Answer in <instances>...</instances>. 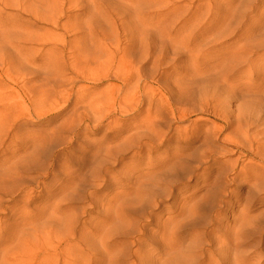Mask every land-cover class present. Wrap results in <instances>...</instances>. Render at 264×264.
<instances>
[{"label":"rangeland","instance_id":"rangeland-1","mask_svg":"<svg viewBox=\"0 0 264 264\" xmlns=\"http://www.w3.org/2000/svg\"><path fill=\"white\" fill-rule=\"evenodd\" d=\"M176 1L164 16L170 0H0V264L169 261L170 243L213 246L242 227L260 164L244 154L243 104L262 99L264 48L227 75L233 40H218L208 75L186 77L167 38L202 34L227 1L218 16L215 0ZM246 1L239 21L264 24V0ZM253 120L263 147L264 111Z\"/></svg>","mask_w":264,"mask_h":264},{"label":"bare ground","instance_id":"bare-ground-1","mask_svg":"<svg viewBox=\"0 0 264 264\" xmlns=\"http://www.w3.org/2000/svg\"><path fill=\"white\" fill-rule=\"evenodd\" d=\"M223 1H227L226 6H225V14L223 13L224 16L222 18L220 17V19H218V20H216L215 19L216 17H215L214 18L215 20H213V21H211L210 23L207 24V26L205 27V30H204V32L202 34L195 33L193 36H192V34L183 35L181 39L174 38L175 36L172 37L171 35H169V37L167 38L168 41L166 40L167 42H169V45L172 47V49H173V47H175L174 48L175 51L176 50H177V52L179 51L178 54H182L183 56L184 55L187 56V63L189 61L188 66H190V67L189 68H186L187 64H185L186 66H185V70H184L183 73L186 75V77H189V76H192V75L195 76V74H199L200 75V73H202V72L205 73L204 71H207L206 69L209 67V64H211V63L215 64L217 62V59L210 60L211 62L208 61V59H210V56H211V55H208V53H207V52H209L208 49H209L210 45H212L213 42H216L218 40H222L223 41V39H225V38H227L229 36H231V37H229L228 39L229 40H233V42L230 43L228 46L226 45V47L229 48L228 59L227 60H222L223 63L225 62V65L223 66L224 71H225V69L228 70V72H226L227 75L228 74H232L234 72V69L235 68L237 69L238 66H240V67L241 66L242 67L245 66V67H248V69H250V68H253L254 69L253 65L251 64V63H253L252 62L253 61V57L252 56H253V54H255V57H256V52L258 50H260L262 47L264 48V24L257 25L256 27H253V25L252 26L250 25L248 27V26H246L247 23L245 21H244V23L243 22H240L241 21L240 18L243 17L244 16V13H245L243 10L249 4L246 0L245 1L247 2V4L246 3H242V2L241 3H237V0H223ZM254 1H256V0H254ZM215 2H216V0H215ZM218 2L219 3L216 2V4L213 5V8L211 6V9H210V11L213 10L212 12H214L213 13L214 16L215 15L218 16L217 13H219V11H221V8H222V5H223L222 3H220V1H218ZM169 4L170 5L167 4L168 7H166L164 9L165 10L164 12L167 13L164 16H167L168 13L169 14H174V13L176 14V12H178V10H177V8L175 6L177 4V1L176 0H170V3ZM251 9H253V8H251ZM249 10H250V8H249ZM220 13H222V11ZM161 17H162V15H161ZM250 22H248V23L250 24ZM183 29H187V27H184ZM137 35H139V34H137ZM165 37H164L163 40H165ZM134 38H136V37H134ZM172 38H174V39H172ZM226 42H228V41H226ZM224 43H225V41H224ZM129 45H131V44H129ZM215 56L217 57V54H215V55L213 54V57H215ZM254 60H255V58H254ZM185 62H186V60H185ZM255 62H256V60H255ZM218 63H219V61H218ZM221 65H223V64H220V69H221ZM180 67H181V65H180ZM183 67H181L182 70H183ZM215 67L216 66L214 65L213 68L216 69ZM256 68H258V67L255 66V70H256ZM240 69H242V68H240ZM249 71L250 70H247V72H249ZM208 72H210V71H208ZM205 74L208 75L207 72ZM229 77L230 76H228V78ZM125 78H127V77H125ZM211 78H214V77H211ZM221 78L223 80L220 83L222 85L223 84H226L227 81H228L227 80L228 78L227 77H225V78L221 77ZM184 79H185L184 80L185 84H183L182 87H184L185 89H188L189 91L190 90L192 91L191 88H193V82H192V79L193 78H185L184 77ZM194 79H195V77H194ZM127 81L130 82L131 81V78H127ZM210 81H212V80H210ZM250 81H252V80H250ZM58 82H60V81H58ZM203 83L205 85L206 82H204V80H203ZM211 83L212 82H210V84ZM216 83L217 82L215 81L214 84H216ZM261 83H262V85H261V88H260L259 92H261L262 94L259 95V97L262 96V99H260V98L259 99H256V98L250 97V98L247 99V101L245 102V104H243L244 115H247L246 116L247 121H246V125H245V128H246L245 135H246L247 141L243 145V148L245 149L244 154L246 155L247 158H252V159L253 158H258L260 160L259 161L260 164H255L254 163L255 164L254 165L253 163H250V165L247 166V167H249L248 170H250V173L247 172V173H249V175L246 177L248 179V181H247V185H245V186H248L249 191L246 192V193H248V195H247V202H246L245 209H244L245 210V212H244V218H243L244 224L239 229H237V227H236L237 230H235V228H234V230L231 228L233 230V233L231 234V236L229 235V237H228V235L226 234L228 238L227 237L226 238L224 237L225 239L220 240L217 244L215 242V245H213V246L210 245V244H208L206 246H201V245L193 242V243H191V245H187V247L185 249H180V247H177V243L180 241V240H178L179 239L178 237H180V236H178V237L176 236L178 242H176V243H170V244L168 243L169 244L168 251H167V248L166 249L164 248L166 250L164 252L165 253V257H167V255L168 256L171 255V257H169V259H168L169 261H166V260H163V261L160 260L159 261V259H158V261H155L154 260L155 257L154 258L152 257V259H151V257L150 258L147 257L149 254H147V256L144 257L145 254H146L145 253L143 256H141L143 262L145 261V259L148 258V259H150V261L149 260L147 261V263L149 262L148 264H167L169 262L171 264H264V146L263 147L262 146H259V145L255 146L257 144L256 137L254 136V135H256V132H252L251 131L255 127V120H253V118L256 116V112H260V111L263 112L264 111V81L262 80ZM127 84H125V85H127ZM207 84L208 83H206V85ZM164 86H163V89H165ZM251 86H253V85L251 84ZM219 87H220V85H219ZM184 88H182L183 91H185L184 93H187L189 95H193V93H191V91L188 93V91L187 90H184ZM208 88L209 87H207V89ZM54 89H56V88L54 87ZM261 89H262V91H261ZM165 91H166V89H165ZM167 91L169 92L170 90H167ZM55 93H57V92H55ZM252 93H254V92H252ZM209 94H212V93H209ZM215 95H216V97L215 96H212V95L209 96V99H208V101L206 103L207 104L206 106H207V109L211 110L214 115L221 116V114L219 113V110H218V105H216V103H218V95L217 94H215ZM46 96L41 97V100L39 99L40 100V102H39L40 104H47L52 99V98L50 99V97H48V96H47L48 97L47 98ZM250 96H253V95L250 94ZM52 97H53V95H52ZM219 97H221V96H219ZM56 99H58V98L56 97ZM180 100L181 99L179 98V101ZM90 113H92V112H89V114ZM85 118H87V117L85 116ZM79 119H80V116H79ZM262 133L264 134V123H263V131H262ZM172 137L174 138V136H172ZM162 138H164V137L162 136ZM166 141H168V140H166ZM110 158H113V157L110 156ZM169 161H171V160H169ZM165 168H166V166H165ZM172 168L173 167H171V169ZM234 177H233V179H234ZM235 178L237 179V176ZM236 183H238V182H236ZM233 188H234V185H233ZM234 191L232 190L230 193L228 192L230 194L229 196H231L233 199L234 198H238V196L235 194L236 193V190H234ZM227 194H225V196ZM239 197H240V195H239ZM223 198H225V197H223ZM221 202H223V201H221ZM227 202H229V201H227ZM225 204H224V206L226 207L227 205H225ZM216 211L218 212L219 210L216 209ZM216 211H215V213H216ZM214 215H217V214H214ZM240 215H243V214L241 213ZM218 217H219V215H218ZM237 218H238V216H237ZM233 219L234 220H232V221L235 223L236 218H233ZM210 221H212V220H210ZM241 221H242V219H240V221L237 220V223L238 222H241ZM236 224H234V225H236ZM216 226H218V224ZM214 228H215V226H214ZM213 231H215V230H213ZM228 231H230V230L228 229ZM225 233H227L226 230H225ZM178 234H180V233H178ZM203 234H200V235H203ZM223 235L226 236L225 234H223ZM202 237H204V236H202ZM165 240H167V238ZM168 240H170V239L168 238ZM215 241H217V240H215ZM168 242H170V241H168ZM178 246H180V245L178 244ZM142 261L139 260V264H142Z\"/></svg>","mask_w":264,"mask_h":264}]
</instances>
